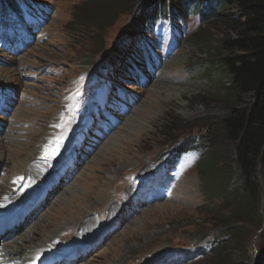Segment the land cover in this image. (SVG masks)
<instances>
[{"label":"rangeland","instance_id":"obj_1","mask_svg":"<svg viewBox=\"0 0 264 264\" xmlns=\"http://www.w3.org/2000/svg\"><path fill=\"white\" fill-rule=\"evenodd\" d=\"M28 1L35 5L27 10L31 21L0 30V138L13 150L30 142L39 164L58 165L73 140L83 146L77 171L57 185L62 201L49 192L36 217L24 224L28 245L49 235L64 237L66 242L48 246L68 251L92 237L81 245L87 252L76 264H170L184 260L167 258L178 253L188 258L183 264H227L193 253L225 226L200 191L195 154L175 146L186 136L199 140L209 132L207 120L229 110L219 95L226 79L208 75L206 68L219 40L234 31L221 22H202L191 11L171 9L165 16L139 5L120 10L121 0H111L99 19L88 16L86 0ZM67 132L59 143L57 135ZM107 143L109 150L100 153ZM50 145L58 146L57 156ZM10 162L0 160V196L20 179ZM171 168L177 174L168 196L156 202L151 194L138 199L143 190L132 196L138 182L150 192ZM260 178L264 188L263 168ZM232 182L239 184L236 176ZM48 201L57 203L54 210ZM79 214L87 216L92 233L81 239L63 235L78 225ZM70 215L71 221L51 222ZM240 224L244 236L226 242L225 252L237 264H264V224ZM102 229L106 238L95 242Z\"/></svg>","mask_w":264,"mask_h":264},{"label":"trees","instance_id":"obj_2","mask_svg":"<svg viewBox=\"0 0 264 264\" xmlns=\"http://www.w3.org/2000/svg\"><path fill=\"white\" fill-rule=\"evenodd\" d=\"M121 1L120 10L139 5L145 13L147 9L161 14L171 9H180L183 14L191 11L199 14L202 22H221L234 31V35L219 40L214 49L216 56L206 68L208 75L218 73L226 79L219 95L229 110L218 120L209 118V132L198 136L199 140L186 136L175 150L195 154L200 191L210 211L218 212L225 226L220 234L209 237L206 245L198 246L200 251L224 263L237 264L225 252L224 244L244 236L246 230L240 222L264 224L260 178V168L264 169V0ZM110 3L86 0L88 16L104 18ZM19 5V0H0V17L19 11ZM235 176L239 182L236 186L232 182ZM223 208L227 209L225 213L220 211ZM206 237H199L197 243Z\"/></svg>","mask_w":264,"mask_h":264},{"label":"bare ground","instance_id":"obj_3","mask_svg":"<svg viewBox=\"0 0 264 264\" xmlns=\"http://www.w3.org/2000/svg\"><path fill=\"white\" fill-rule=\"evenodd\" d=\"M107 144L108 145H105L104 148L102 149V151H100V153L101 152L104 153L105 151L107 152L109 150L110 145H109V143H107ZM30 145H31L30 142L29 143L26 142L24 144L23 148H19V149L16 148L17 150H13V149H11L10 146L7 145L6 142H4V140L2 138H0V160L3 161L4 163H6L8 160L10 162V160H11L12 162H10V163L15 170V174L21 175V174L25 173L27 175V177L31 178L29 183H31L33 181H37V182L41 183L46 179V177H47V175L51 169L49 168L48 170H46V173H45V168L38 167L37 165L33 164V162L36 160L37 154H36V149L33 146L28 149V147ZM5 149L8 151H6ZM8 152H10L9 158L7 157ZM98 159H100V157L97 158V160ZM37 174H43V175L37 176ZM41 184H43V183H41ZM13 185H14L13 182H11L7 186H5V188H4L5 193L0 196V212H2L3 210H8L5 206V204L7 202H9L11 200L18 201V200H20V198L24 195V193L26 191L33 190V189L27 190V187H25L24 189H22L23 192L13 196V194H14V189H12ZM53 187H54L53 192H57L55 195H56V202L58 203V202H60V200L62 201V199L60 198L61 192L58 194L60 187L57 186V183L53 184ZM69 187L70 186H68V188ZM37 193H38L37 190H33L31 192V195L35 197L37 195ZM73 194L74 193L71 192V195H73ZM49 195H51V194H49ZM69 195H67V198ZM84 198H85V196H84ZM32 200H33V198H32ZM57 203H55V205H54L53 201H48L47 207L50 208V210L52 211V209L54 210V207L56 206ZM55 213H57V211H55ZM75 218L77 220L78 225H72V226L68 227V228H71L70 231L64 230L63 235L70 234V237H76V238L81 239V238L92 233L93 225H90V221L87 218V216H84L83 214H79ZM65 219H68L69 221H71L73 218L70 215V217L61 218L59 221H54V222L51 221V222L53 224L64 223L63 221ZM24 223H22V224L20 223L19 226H16V228L14 230L10 231L11 236H10V238H8V242H2V244H1L0 252L4 256L7 257L8 261L20 260L21 262H23V264H32L33 262L37 263V262L41 261L42 259H44L46 256L45 254H47V253H49V254H48V256H46V258L52 257L53 255L57 256L53 252L52 247L49 248L48 245H50L51 242L54 240L58 244L64 243L67 241V238L57 237L59 239L57 241L55 236L54 237H52L50 235L45 236V237L40 236V238L44 237L43 241L37 243L36 245L29 246L28 245L29 239L27 238V236L25 234V229L23 230ZM63 238L66 241L63 242ZM19 242H21V243H19ZM23 249H25V250H23ZM67 255H69V252H67ZM80 256H82V254ZM64 261H65V259H64ZM14 264H17V263L15 262Z\"/></svg>","mask_w":264,"mask_h":264}]
</instances>
